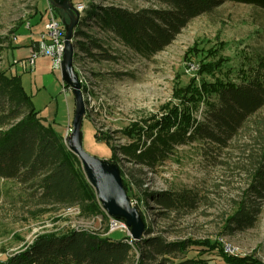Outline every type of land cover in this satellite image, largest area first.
I'll use <instances>...</instances> for the list:
<instances>
[{
  "label": "rangeland",
  "instance_id": "rangeland-1",
  "mask_svg": "<svg viewBox=\"0 0 264 264\" xmlns=\"http://www.w3.org/2000/svg\"><path fill=\"white\" fill-rule=\"evenodd\" d=\"M48 1L0 0V71L21 75L35 108L48 122L55 121L53 126L57 131H63L68 107L74 116L73 91H65L61 71L53 69L50 57L39 56L33 70L26 64L31 55L30 44L44 30ZM72 2L74 5L85 3L86 16L91 4L131 11L165 7L158 0ZM57 14L59 19L69 22L66 11L57 10ZM84 21L79 29L102 44V49L90 48L91 53H109L114 57L108 60L92 57L77 49L74 62L76 72L88 82L92 95L82 126L83 147L98 157L108 158L112 148L105 140H97L96 130L113 135L111 145L128 143L119 131L134 121L158 120L162 106L173 99L176 88L186 87L195 74L199 79L213 82H239L264 61V8L255 5L227 1L213 12L191 20L166 49L147 56L124 45L95 19L84 17ZM78 39L88 44L85 38ZM211 62L217 65L216 69L207 73L206 64ZM209 97L213 100L217 95L213 93ZM204 109L205 105L201 104L195 112L197 118L203 119ZM263 119L264 108L226 146L219 147L209 140L174 144L168 158L154 168L127 162L118 153L132 203L146 226L153 229L151 235L163 236L169 241H212L218 246L215 251L230 245L235 251L229 254L237 259L264 264V197L257 196L251 188L252 165L259 157L264 135ZM138 180L144 182L143 187L138 185ZM166 190L192 193L196 196V206L169 212L145 195V191ZM29 193L16 181L0 179L2 261L24 250L42 234H63L72 229L112 233L116 238L126 234L121 230L110 231L109 219L105 220L103 215L86 217L66 207L37 206ZM250 202L258 204L253 226L231 229L234 216ZM215 251L205 257L210 258L211 264H225ZM139 254L135 255L136 264H149Z\"/></svg>",
  "mask_w": 264,
  "mask_h": 264
},
{
  "label": "trees",
  "instance_id": "trees-1",
  "mask_svg": "<svg viewBox=\"0 0 264 264\" xmlns=\"http://www.w3.org/2000/svg\"><path fill=\"white\" fill-rule=\"evenodd\" d=\"M158 1L165 7L131 11L113 5L91 4L84 17L95 19L124 45L147 56L166 49L191 20L213 12L227 1L264 8V0ZM54 9L56 13L62 11ZM84 17L79 24H85ZM81 37L88 44L78 39ZM74 43L75 59L77 49L92 57L114 58L109 53H91L90 48L102 49V44L79 26L75 30ZM190 62L194 63L192 59ZM260 62V68L252 69L239 82H213L207 78L199 79L195 74L186 87L176 88L173 99L162 106L158 120L134 121L119 131L128 143L111 145L113 135L96 130L97 140H105L112 148L108 159L119 165L128 193L130 187L118 153L127 162L154 168L168 158L174 144L209 140L221 147L237 136L264 108V61ZM191 66L189 63V69ZM201 66L197 70L199 74ZM206 66L205 71L213 73L217 65L211 62ZM63 84L65 88L70 87L65 81ZM213 93L217 97L212 100L209 96ZM201 104L205 105L203 119L195 115ZM53 122L45 120L32 104L21 75L0 71V179L21 184L30 191L31 200L37 206L78 207L81 216L103 215L105 220L109 219L81 160ZM261 122L264 123V119ZM260 142L259 157L252 165L251 188L257 196L264 197V135ZM137 182L144 186L142 180ZM145 195L169 212L196 206V196L187 191H145ZM257 206L250 202L242 207L234 216L231 229L253 226ZM152 231L146 226V234L139 241L126 234L116 238L112 233L101 234L86 229L42 234L24 250L8 256L5 261L0 260V264H136L137 252L142 261L149 264H211L205 255L218 247L212 241H169L163 236L151 235ZM225 249L215 251L225 264H255L241 261Z\"/></svg>",
  "mask_w": 264,
  "mask_h": 264
},
{
  "label": "water",
  "instance_id": "water-1",
  "mask_svg": "<svg viewBox=\"0 0 264 264\" xmlns=\"http://www.w3.org/2000/svg\"><path fill=\"white\" fill-rule=\"evenodd\" d=\"M50 4L66 11L69 22L65 26V52L62 64V79L71 88L75 98V110L72 120V131L67 137L69 148L79 157L86 176L95 188L102 208L108 216L124 220L130 228L131 237L139 241L146 234V223L132 203L127 191L121 169L117 163L108 158L98 157L87 152L83 147V121L86 116V104L81 83L75 70V30L79 26L80 13L72 0H49Z\"/></svg>",
  "mask_w": 264,
  "mask_h": 264
},
{
  "label": "built area",
  "instance_id": "built-area-1",
  "mask_svg": "<svg viewBox=\"0 0 264 264\" xmlns=\"http://www.w3.org/2000/svg\"><path fill=\"white\" fill-rule=\"evenodd\" d=\"M75 7L80 13V19H82L85 14L86 4L79 3L75 4ZM48 17L46 22L44 23V30L40 34V38L36 41H32L31 43V55L26 60V64L33 70L35 67L36 59L45 55L50 57L52 61V67L54 70H62V64L64 60V52H65V35L66 30L61 18H58V15L52 5L49 4ZM27 26L31 28L30 22L27 23ZM17 37L15 36V40ZM78 74V73H77ZM80 74V73H79ZM78 74L79 81L81 83V88L83 92L84 99L89 104L91 95V87L88 82L83 80V78ZM65 88V87H64ZM65 91H72L71 87L65 88ZM86 104V115L89 110V106ZM72 131V125L66 130L64 135L65 140L70 135ZM67 141V140H66ZM67 210L72 211L74 213H79L80 210L76 207L67 208ZM109 229L110 231L121 230L126 233V235L131 236L130 228L127 223L122 219H117L113 217H109ZM226 250L229 252H234L230 245H226Z\"/></svg>",
  "mask_w": 264,
  "mask_h": 264
},
{
  "label": "crops",
  "instance_id": "crops-1",
  "mask_svg": "<svg viewBox=\"0 0 264 264\" xmlns=\"http://www.w3.org/2000/svg\"><path fill=\"white\" fill-rule=\"evenodd\" d=\"M29 45V44H27ZM30 50H31V44H30ZM72 116H71V110H70V107H68V114H67V125L65 126V130L63 131H59L63 136L65 135L66 133V130L72 125ZM51 121V120H50ZM49 121V122H50Z\"/></svg>",
  "mask_w": 264,
  "mask_h": 264
}]
</instances>
